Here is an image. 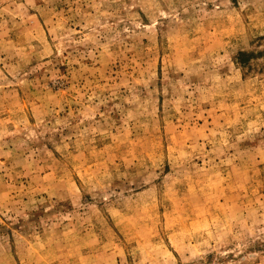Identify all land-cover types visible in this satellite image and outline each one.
Listing matches in <instances>:
<instances>
[{"label": "rangeland", "instance_id": "rangeland-1", "mask_svg": "<svg viewBox=\"0 0 264 264\" xmlns=\"http://www.w3.org/2000/svg\"><path fill=\"white\" fill-rule=\"evenodd\" d=\"M0 264H264V0H0Z\"/></svg>", "mask_w": 264, "mask_h": 264}]
</instances>
